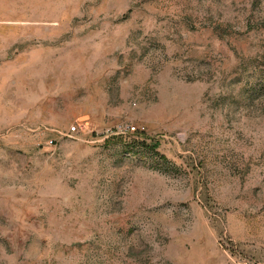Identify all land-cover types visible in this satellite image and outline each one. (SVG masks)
Returning a JSON list of instances; mask_svg holds the SVG:
<instances>
[{
    "label": "rangeland",
    "instance_id": "rangeland-1",
    "mask_svg": "<svg viewBox=\"0 0 264 264\" xmlns=\"http://www.w3.org/2000/svg\"><path fill=\"white\" fill-rule=\"evenodd\" d=\"M0 264H264V0H0Z\"/></svg>",
    "mask_w": 264,
    "mask_h": 264
},
{
    "label": "built area",
    "instance_id": "built-area-1",
    "mask_svg": "<svg viewBox=\"0 0 264 264\" xmlns=\"http://www.w3.org/2000/svg\"><path fill=\"white\" fill-rule=\"evenodd\" d=\"M70 130H71V132H74V131H76V126L75 125H72L71 127H70ZM138 130V127H136L135 125H126V127H125V131H127V132H136Z\"/></svg>",
    "mask_w": 264,
    "mask_h": 264
}]
</instances>
